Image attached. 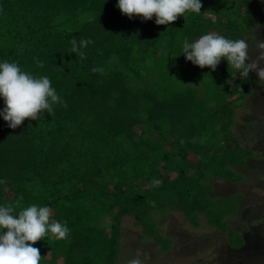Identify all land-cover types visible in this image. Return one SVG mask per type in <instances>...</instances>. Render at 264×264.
Wrapping results in <instances>:
<instances>
[{
  "label": "trees",
  "instance_id": "obj_1",
  "mask_svg": "<svg viewBox=\"0 0 264 264\" xmlns=\"http://www.w3.org/2000/svg\"><path fill=\"white\" fill-rule=\"evenodd\" d=\"M117 3L0 0V62L49 77L67 104L16 129L0 116V206L22 197L20 207L48 206L50 221L66 222L67 239L33 245L40 264H119L128 216L169 251L156 212L182 213L195 227L204 216L241 249L243 237L226 219L243 197L217 203L211 193L215 180L242 181L234 168L253 156L232 128L256 80L225 59L215 71L193 65L183 42L208 33L245 40L264 0H201L200 13L171 25L130 20ZM73 37L93 41L81 49L84 59L69 51Z\"/></svg>",
  "mask_w": 264,
  "mask_h": 264
},
{
  "label": "clouds",
  "instance_id": "obj_2",
  "mask_svg": "<svg viewBox=\"0 0 264 264\" xmlns=\"http://www.w3.org/2000/svg\"><path fill=\"white\" fill-rule=\"evenodd\" d=\"M116 7L130 20L140 17L142 21H148L155 16L156 25H171L186 12L200 13L203 5L201 0H118ZM70 43L69 51L84 59L81 49L93 41L81 39L77 42L73 37ZM259 48L264 49V42L259 44ZM248 49L245 40H230L217 33L202 35L195 42H183V55L193 65L215 71L225 59L229 67L240 70L242 77L248 78L250 72H255L259 79L264 80V66L260 63L264 60V51L252 60ZM38 66L43 67V63L38 62ZM0 97L4 101L0 116L10 129H16L25 120L36 121L45 111L51 115L54 105L67 107L52 87L49 77L35 76L22 70L16 62H0ZM162 183V180L153 179L152 186ZM20 200L0 206V264H40V249L33 245L45 236L64 240L70 233L66 222L50 221V207L36 204L20 207ZM128 264L143 262L134 258Z\"/></svg>",
  "mask_w": 264,
  "mask_h": 264
},
{
  "label": "rangeland",
  "instance_id": "obj_3",
  "mask_svg": "<svg viewBox=\"0 0 264 264\" xmlns=\"http://www.w3.org/2000/svg\"><path fill=\"white\" fill-rule=\"evenodd\" d=\"M259 23L245 38L249 45V56L258 58L264 49V13L259 14ZM258 20V19H257ZM264 66V60L260 61ZM256 80L243 105L236 111L232 133L239 144L250 152L243 167L234 168L242 181H214L212 199L228 200L240 197L238 212L226 219V223L242 235L245 245L238 250L230 247L227 234L210 227L200 215V226L195 227L182 213H153L158 232L164 239H170L169 251L147 237L144 228L137 225L133 216L124 217L121 223L119 264L139 258L143 264H264V80L250 72Z\"/></svg>",
  "mask_w": 264,
  "mask_h": 264
}]
</instances>
